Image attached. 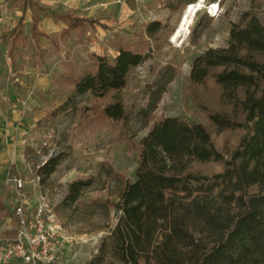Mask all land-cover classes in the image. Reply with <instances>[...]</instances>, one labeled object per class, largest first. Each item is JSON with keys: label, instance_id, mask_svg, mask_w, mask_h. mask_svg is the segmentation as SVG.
<instances>
[{"label": "rangeland", "instance_id": "374dc122", "mask_svg": "<svg viewBox=\"0 0 264 264\" xmlns=\"http://www.w3.org/2000/svg\"><path fill=\"white\" fill-rule=\"evenodd\" d=\"M195 3L197 0L192 4ZM214 3H218L214 17L204 9L199 10L186 33L173 41L172 35L188 5L171 10L164 0L144 4L125 0H0V6L8 5L12 14L21 11L31 16L27 24L23 18L22 35L8 44L15 65L7 74L4 57L0 54V82L16 88H20L19 82L32 87L30 99H26L28 108L21 106V110L30 115L31 127L19 141V147L16 139L10 146L18 148L23 155L24 169L17 176L0 170V228L8 218L15 226L17 219L9 211L15 207V193L13 204L8 196L11 190L15 191L12 180L21 178L28 181L22 190L29 196L34 188L36 193H31L32 198L39 194L45 196L56 215L62 243L55 255V264H84L97 252L99 244L117 222L114 205L118 194L125 181H135L139 142L154 122L178 117L189 124H201L208 130L224 161L230 158L246 130H220L213 126L209 114H230L231 106L221 102L220 88L214 80L209 79L203 86H191L188 76L193 60L206 49L227 46L230 25L238 23L244 13L256 16L263 24L264 0H205L204 6L208 8ZM64 14L92 19L95 23L61 35L65 25L59 21V16ZM33 17L38 20V40H41L38 45L30 37ZM154 21L160 22L161 30L154 38H147L144 28ZM10 22L6 28L17 23ZM2 37L0 35V45L6 43ZM117 42L134 50L143 47L149 54L148 60L130 73L125 89L101 100L85 96L74 106L57 112L56 108L71 94V88L63 83L67 70L81 72L89 67L92 54L113 58ZM26 66L33 69L35 75L29 73V78L24 80ZM170 76L171 81L166 83ZM113 100L122 103L126 120L101 117V108ZM10 106L19 109L15 102H5L0 97V114L9 112ZM59 153L66 154L67 158L50 182L43 186L39 181L36 183L37 167ZM8 162L4 160L3 165ZM108 167L119 179L106 176L104 170ZM223 169L224 162L191 165L192 171L204 176L221 173ZM78 178H93L94 184L74 209H59L67 185ZM103 206L110 212L108 217L102 214ZM3 237L10 239L14 235L8 232ZM5 243L0 241V247ZM0 264L24 263L0 261Z\"/></svg>", "mask_w": 264, "mask_h": 264}, {"label": "trees", "instance_id": "16d2710c", "mask_svg": "<svg viewBox=\"0 0 264 264\" xmlns=\"http://www.w3.org/2000/svg\"><path fill=\"white\" fill-rule=\"evenodd\" d=\"M195 1L164 4L176 10ZM37 21L32 18L30 29L36 45ZM59 21L66 25L61 35L95 23L70 14L60 15ZM22 23L23 16L3 39L15 42ZM160 30L154 21L144 34L154 38ZM115 47L113 58L92 54L89 67L67 70L63 83L71 94L57 112L85 96L101 100L120 93L130 73L149 58L143 47L134 50L121 42ZM8 58L14 66L11 49ZM209 79L219 86L221 102L231 106L230 114L211 113L209 121L220 130H246L238 147L224 161L203 125L178 117L154 122L139 142L135 181H125L118 194L117 222L84 264H264V23L256 16L244 13L230 25L226 47L208 48L193 60L190 85L203 86ZM100 115L113 121L127 117L118 100L105 104ZM66 158L59 153L38 166L39 185L49 183ZM210 162H224L223 171L204 176L191 170L193 163ZM104 172L120 177L110 167ZM9 175L16 176L13 166ZM93 184V178L70 182L58 208L74 209ZM102 214L109 216L106 206Z\"/></svg>", "mask_w": 264, "mask_h": 264}, {"label": "built area", "instance_id": "2783aa9c", "mask_svg": "<svg viewBox=\"0 0 264 264\" xmlns=\"http://www.w3.org/2000/svg\"><path fill=\"white\" fill-rule=\"evenodd\" d=\"M125 1L144 4L150 0ZM214 4L218 6V3ZM193 5L190 4L187 8ZM212 5L210 4L208 9L203 8L210 17H214L209 12ZM12 183L15 186L13 213L17 219L16 236L0 247V258L3 261H20L24 264H55V255L62 243L61 229L55 213L45 196L41 194L36 198L35 205L29 204L26 194L22 191L25 187L22 179L14 178Z\"/></svg>", "mask_w": 264, "mask_h": 264}, {"label": "crops", "instance_id": "0c3cea01", "mask_svg": "<svg viewBox=\"0 0 264 264\" xmlns=\"http://www.w3.org/2000/svg\"><path fill=\"white\" fill-rule=\"evenodd\" d=\"M8 5H2L0 6V35L5 36L14 26H12L10 29L6 28V24L8 26L10 25L11 20H15L18 22V20L23 16L24 18V23H28V20L31 18V16L27 17V14L24 13L22 14L21 11H16L14 14L9 11ZM65 25V24H64ZM66 28V25L64 26V29ZM2 37V39H3ZM31 37V36H30ZM32 38V37H31ZM47 38V37H45ZM33 40V39H32ZM6 43L0 45V54L2 57H4V66H5V74L7 72H11L13 67L11 60L8 58V51L10 48L8 47L9 40L4 39ZM34 42V40H33ZM41 43V40H38V43ZM35 43V42H34ZM46 49V47L44 48ZM116 52V50H115ZM117 53V52H116ZM15 65V61H14ZM34 70L31 69L30 67H24V76L22 77L24 80H27L28 74L31 73L30 75H35ZM6 81V80H5ZM20 88H16L12 86V84H1L0 82V97L2 98L3 101L5 102H15L17 106H19V109L13 108L10 106V111L9 112H3L0 114V170L4 171H10V167H14V171L17 175H21V170L24 169L23 164H25L23 155H21L18 151V148L12 149L10 146L13 142V140H17L16 145L19 147V141L22 140V137L28 132V129L31 127V120H30V115L26 110H21V106H23V109L28 108V103L26 102V99H30V89L32 87L28 86H23L22 82H19ZM37 84L35 85V87ZM8 104V103H6ZM7 160L9 161L6 165H3V161ZM21 179V178H20ZM25 182V187L28 185V181ZM14 186V185H13ZM24 187V188H25ZM23 191V190H22ZM32 194L36 193L35 189L33 188L31 190ZM28 199V202L30 205H35L37 203L36 198H32L31 193L29 192L26 193L23 191ZM14 190H11L9 192L10 197V202H14ZM5 204L7 205L8 202L5 200ZM9 211L13 212V209H9ZM14 216V213H13ZM16 218V217H15ZM16 220V219H15ZM16 229H17V221L15 222V226H13L12 220L11 219H6L5 223L2 228H0V241H8L12 240L15 237L16 234ZM12 233L14 235L13 238L10 239H5L3 236L6 233ZM0 261H3L0 258Z\"/></svg>", "mask_w": 264, "mask_h": 264}, {"label": "bare ground", "instance_id": "6f19581e", "mask_svg": "<svg viewBox=\"0 0 264 264\" xmlns=\"http://www.w3.org/2000/svg\"><path fill=\"white\" fill-rule=\"evenodd\" d=\"M203 8L208 9L207 7L204 6V0H198L197 3H195L193 6H191L190 8H186L184 10V12L182 13L180 17L179 23L172 35L173 41H175L177 38L182 37L186 33V31L188 30L189 26L191 25L193 21V17L195 16V14ZM217 8L218 6L213 4L209 8V12L212 15H215Z\"/></svg>", "mask_w": 264, "mask_h": 264}]
</instances>
